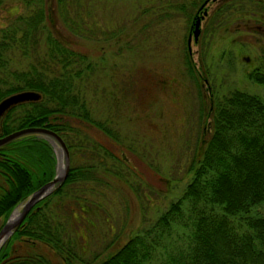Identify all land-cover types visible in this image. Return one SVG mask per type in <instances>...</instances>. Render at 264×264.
Segmentation results:
<instances>
[{"label": "trees", "instance_id": "16d2710c", "mask_svg": "<svg viewBox=\"0 0 264 264\" xmlns=\"http://www.w3.org/2000/svg\"><path fill=\"white\" fill-rule=\"evenodd\" d=\"M76 1L23 0L26 11L0 26V98L21 89L40 93L38 99L13 104L4 112L1 133L44 126L62 137L69 152V132L80 127L84 137L80 146L87 158L69 162L63 180L12 228L0 244V264L83 263L70 232L72 202L84 203L73 193L74 186L81 182L85 187L98 180V170H111L101 161L105 155L129 170L122 155L114 154L100 139V132L118 137L88 104L92 69L87 56L47 24L54 17L77 33L72 25L73 17L81 16L73 8ZM13 52L30 58L27 68L8 67ZM183 58L187 74L195 79L186 52ZM246 76L264 87L260 66ZM195 82L198 88L199 79ZM203 114L201 107L200 154L196 156L194 150L190 156L185 167L189 177L180 193L151 221L91 264H264V93L228 89L208 108L206 122ZM80 121L100 132L92 133ZM54 172L55 156L45 137L28 133L0 145V227L11 209ZM53 200L61 202L52 204ZM84 206L80 209L87 212Z\"/></svg>", "mask_w": 264, "mask_h": 264}, {"label": "rangeland", "instance_id": "374dc122", "mask_svg": "<svg viewBox=\"0 0 264 264\" xmlns=\"http://www.w3.org/2000/svg\"><path fill=\"white\" fill-rule=\"evenodd\" d=\"M74 4L81 15L73 17L77 33L54 17L47 24L65 43L84 51L92 69L88 104L118 138L79 123L96 135L100 132L106 147L122 155L129 167L128 171L119 168L104 153L101 161L111 170H98V180L85 187L81 182L74 190L71 186L87 212L80 209L83 204L72 202L70 232L85 259L81 264H91L151 221L180 193L189 177L187 162L194 150L196 156L201 150V107L206 122V111L228 89L264 93L262 85L246 76L256 66L264 71V33L256 28L264 26V1L77 0ZM219 5L224 7L216 12ZM197 7L206 12L198 20V41L190 39L188 51L186 34L188 28L192 32L191 15ZM25 11L23 0H1L0 26ZM184 52L195 79L185 69ZM29 61L13 52L8 67L25 69ZM81 131L80 127L70 130L67 137L70 164L87 159L80 146ZM50 146L57 161L58 146Z\"/></svg>", "mask_w": 264, "mask_h": 264}, {"label": "water", "instance_id": "95a60500", "mask_svg": "<svg viewBox=\"0 0 264 264\" xmlns=\"http://www.w3.org/2000/svg\"><path fill=\"white\" fill-rule=\"evenodd\" d=\"M198 18L194 19L192 35L193 38L196 39V35L198 33ZM190 35V34H189ZM188 35L186 39L187 49H190V36ZM40 97V93L37 90L33 89H21L11 93L6 94L2 98H0V120L4 112L13 104L27 101V100H35ZM28 133H36L40 134L47 138L50 143H55L58 146V151L60 153V157H57L55 172L54 175L42 183L36 189L30 192L26 196V198L16 204L13 209L9 212L8 216L2 223L0 227V244L1 242L9 235L12 228L17 225L20 220L23 218L25 213L29 210V208L41 197L49 193L53 190L64 178L66 171L69 165L68 159V149L66 144L64 143L62 137L54 130L49 129L44 126H22L16 129H13L7 133L1 134L0 131V145L17 138L19 136L28 134ZM20 206L17 209V212L12 216V212L16 206Z\"/></svg>", "mask_w": 264, "mask_h": 264}, {"label": "flooded vegetation", "instance_id": "af4514ba", "mask_svg": "<svg viewBox=\"0 0 264 264\" xmlns=\"http://www.w3.org/2000/svg\"><path fill=\"white\" fill-rule=\"evenodd\" d=\"M203 1V0H202ZM264 1V0H263ZM204 8V7H203ZM201 9L200 7H197V9L192 13V15H191V20L193 19H195V18H199L198 20H200V18H202V17H204L203 15L205 14V10L204 9ZM200 12V13H199ZM191 22V21H190ZM256 28L258 29L257 31H259V32H261V33H264V26H261V25H256ZM191 29H189L188 28V31H187V34H186V39H187V37H188V35H189V31H190ZM198 33H199V31H198ZM192 34V33H191ZM190 34V35H191ZM197 37H198V34L196 35V39H194L193 38V35H191L190 36V39H192L193 41H195L196 43H197V41H198V39H197ZM190 42V41H189ZM40 135V134H39ZM42 136V135H41ZM44 137V136H43ZM46 138V137H45ZM47 139V138H46Z\"/></svg>", "mask_w": 264, "mask_h": 264}, {"label": "bare ground", "instance_id": "6f19581e", "mask_svg": "<svg viewBox=\"0 0 264 264\" xmlns=\"http://www.w3.org/2000/svg\"><path fill=\"white\" fill-rule=\"evenodd\" d=\"M17 209H18L17 207L14 208V210L12 212V216L17 212ZM0 239H1V237H0Z\"/></svg>", "mask_w": 264, "mask_h": 264}]
</instances>
